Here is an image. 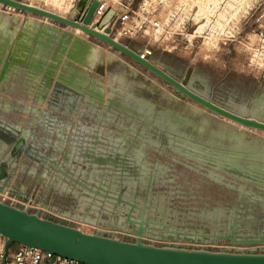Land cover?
I'll return each instance as SVG.
<instances>
[{"label":"water","instance_id":"water-1","mask_svg":"<svg viewBox=\"0 0 264 264\" xmlns=\"http://www.w3.org/2000/svg\"><path fill=\"white\" fill-rule=\"evenodd\" d=\"M0 6L39 16L42 20L41 32L51 30L46 46L42 49L36 47L31 53L32 56L38 57L36 62L29 60L27 63V59L25 60V55L30 50L29 44L22 46L20 43L23 32L11 29L15 34V41L12 42L9 35L0 37V92H6V83L13 80L12 77L22 76L29 79L36 84L37 93L34 95L35 104L38 105L27 108V112L42 114V118L44 115L50 116L55 114L54 112L62 111L64 96L75 101V106L70 108L72 115H75L73 112L76 104L82 103L74 136L77 135L78 127L83 124L82 119L94 122L97 129L101 125L119 127L109 119L110 116H116L112 108L115 104L114 97L111 96L112 86L109 82L106 83L105 98L101 90L95 92L88 84L74 89L65 86L64 76L68 73V68L73 70L70 67L72 64L65 63L68 68L65 69L63 65L60 75H56L55 71L59 69L62 61L53 58V52L64 32H60L58 28H49L50 23L47 21L81 31L105 43L144 71L152 73L172 88L175 103L187 97L210 112L242 127L264 132L262 100L254 99L247 106L244 103H222L212 99L207 95L205 88H200L189 76H174L165 67L155 64L149 56H143L140 50L114 40L109 36V29L104 28L113 19V9H107L97 23L91 21L97 6L96 0H77L73 11L67 16L58 15L22 0H0ZM65 36L69 40L72 33L66 31ZM65 50L66 44L61 46V51ZM70 54L71 51L66 57L71 58ZM112 60L115 62L117 59ZM8 84L13 86L12 82ZM104 99L106 104H103ZM15 112L24 113L25 110L11 109L0 103V193L101 229L126 233L129 239L118 240L100 233H83L69 224L49 217L41 218L36 211L0 201V235L6 238L5 255L8 254L10 245L16 243L49 251L84 264H264L263 169L247 164L246 160V163L240 165L223 160L225 156L217 157L215 151H209V155H205L202 150L200 152L191 149L186 152L182 147L172 144V139L171 144H161V148L169 149L183 158L186 162L178 159L177 162L200 173L206 184L211 183L229 190L234 196L231 205L223 208L217 206L211 210L197 208L196 211L176 210L162 205L151 207L146 202L150 193L149 184L143 183L147 191L142 202L136 197L142 183H136L137 179H134L133 183L124 182L123 179L127 178L124 177L123 170L114 175L116 177L111 176L107 180V188L102 192L81 184L93 194H86L84 197L73 195L67 200L60 180L68 176L72 162L82 164L72 149L74 144L71 146L67 142V128L73 121L72 118H69L58 143L44 145L34 143L40 135L39 130L43 128L44 132L46 129L43 119L40 118L36 122L27 121L21 126L16 122L18 117ZM32 125H35V128L31 134ZM69 146L71 148H68ZM60 160L62 161L58 165ZM64 161H67V166L60 169ZM25 163L34 165L33 178L40 177L42 181L38 188H35L37 182L34 183V180L26 183L22 178ZM115 173L117 172L114 170L112 174ZM50 193L52 196L47 198ZM125 194H132L133 198H124ZM60 200L63 203H59ZM150 241H162L166 244L157 246ZM217 243L236 249L211 251L188 246Z\"/></svg>","mask_w":264,"mask_h":264},{"label":"crops","instance_id":"crops-1","mask_svg":"<svg viewBox=\"0 0 264 264\" xmlns=\"http://www.w3.org/2000/svg\"><path fill=\"white\" fill-rule=\"evenodd\" d=\"M114 10L118 12L117 9ZM40 21L38 17L29 13H22L5 7L0 11V37L5 38L9 35L12 42L15 41L13 30L23 32L20 43L22 46L29 44L30 50L25 55L27 63L29 60L34 62L38 60V57L31 55L33 49L36 47L42 49L48 43L47 37L51 30L46 29L41 32L42 24ZM47 22L50 23L49 28L51 29L58 28L62 33L67 31L80 34L67 26ZM83 37L95 45H100L105 52H113L116 55L108 56L106 60L99 61L92 69L86 71V75H89L90 80L101 76L104 84L101 93H103L104 98L106 97V83L109 82L112 86L111 96L115 100L112 108L116 116H110L109 119L119 127L101 125L97 129L94 122L82 119L81 123L83 124L78 127L77 135L74 136L82 103L78 102L76 104L77 106L73 112L75 115H72L70 114L72 112L70 108L75 106V101L67 96H64L61 103L63 110L54 112L55 114L44 115L42 118V114L27 112V108L37 107L38 105L35 104L36 95H34L37 93V87L35 83L22 76L12 77L13 80L6 83V92H0V103L2 105L19 111L24 108V113L15 112L16 117H18L16 122L21 126L27 121L36 122L40 118L43 119V126H46L45 133L43 128H41V131L39 130L40 135L35 139V144L58 143V138L67 126L69 118H72L73 121L67 128V133L69 132L67 142L71 146L74 144L72 149L75 150L82 164L72 162V168L70 167L68 176L60 180L61 188L67 195L65 199H71L73 195L84 197L86 194H93L82 187L81 184H86V187L102 192L104 188H107L109 182L107 180L123 170L124 177L127 178L123 179L124 182L133 183L132 181L137 179L136 183L139 185L142 183L143 187L140 186L139 194L136 195L142 202L146 197L145 191H147V189H144L143 183L149 184L150 193L149 197L146 198V202L151 207L162 205L177 210L180 208L178 207L179 204H194L198 205L197 208L203 209L209 204H214L208 209L211 210L213 207L223 208L227 206L228 203L225 200H218L219 198L210 203V198L201 195V192L206 186H213L220 192L225 190L234 197L229 190L211 183L206 184L204 182L205 178L200 173L194 172L177 162V159L186 162L183 158L175 155L169 149L161 148V144L167 142L171 144L172 139H174L172 144L182 147L186 152L191 149L200 152L202 150L205 155H209V151H215L217 157H227H223V160L237 163V165L246 163L244 161L246 160L247 164L264 170V136L250 137L247 133H242L240 128L231 130L216 124L205 123L197 110L192 112L189 109L187 100L180 101L186 107H182L180 102L175 104L173 92L168 90L171 93L167 94L163 84L158 85V81L155 82L139 66L134 65L119 53L116 54L105 43L87 35ZM121 41L129 46L124 40ZM112 58L117 60L114 62ZM27 63L25 67H27ZM80 77L78 73L77 75L66 74L64 76L65 86L74 89L78 85ZM11 82L13 86L8 84ZM157 88H160L163 92L160 96L156 92ZM105 101L106 99H104L103 104H106ZM39 107L43 108L44 106ZM34 128L35 125H32L31 134ZM29 138H31V135H29ZM71 146L68 148H71ZM66 149L67 146L64 150ZM24 165L26 166L23 169L22 178L26 183L34 180V183L37 182L35 188H38L42 181L40 177H37L39 180L33 178L34 165L30 163ZM66 166L67 161H64L60 169H64ZM114 170L117 173L112 174ZM51 196L52 193L47 198ZM124 198L132 199L133 195L125 194ZM59 203L63 202L60 200ZM35 208L36 211L41 209ZM47 217L60 222L61 219L66 218L75 223L90 225L52 211Z\"/></svg>","mask_w":264,"mask_h":264},{"label":"rangeland","instance_id":"rangeland-1","mask_svg":"<svg viewBox=\"0 0 264 264\" xmlns=\"http://www.w3.org/2000/svg\"><path fill=\"white\" fill-rule=\"evenodd\" d=\"M25 1L59 15H69L77 0ZM108 1L110 8L117 9L118 12L126 10L120 4L126 3L127 0ZM131 1L127 6L129 20L119 21L113 28L110 25L105 27L109 29V33L127 42L131 48L144 52L155 64L165 67L174 76H189L200 88L204 87L212 99L222 103L234 101L247 106L254 99L264 102V81L261 80L264 64V0H228L227 6L225 5L219 13L222 16L211 19L210 22L205 16H192L196 7L185 0ZM4 7L0 6V11ZM5 8L14 10L8 6ZM92 18V23L99 20L94 15ZM211 25L218 27L215 31H210ZM102 50L104 53L109 52H105L103 48ZM109 54L115 55L113 52ZM151 77L155 82L158 81V85L163 84L165 92L171 93L168 92L172 89L168 84ZM156 92L158 96L163 93L160 88H157ZM184 99L189 102L192 112L198 108L206 113V117L214 116L198 103L187 97ZM184 106L182 104V107ZM217 118L227 122L232 128L237 127L251 135L264 136V132L259 130H249L221 116ZM201 195L209 197L210 203L216 198L225 200L226 203L233 199L225 190L220 192L213 186H206ZM213 205L209 204L203 209H210ZM197 206L179 204L180 208L177 207V210L196 211ZM79 225L83 229L88 228L85 224Z\"/></svg>","mask_w":264,"mask_h":264},{"label":"bare ground","instance_id":"bare-ground-1","mask_svg":"<svg viewBox=\"0 0 264 264\" xmlns=\"http://www.w3.org/2000/svg\"><path fill=\"white\" fill-rule=\"evenodd\" d=\"M185 1L186 2H190L191 5L193 4L196 7V10L192 13V16H194L195 18H199L201 16H205L206 19L209 20V22L211 21V19H214V18H217L219 16H222V15H219V13H220L221 9H223L224 6L225 5L227 6V4H228V0H185ZM28 4H30V3H28ZM184 4H186V3H184ZM187 8H188V6H187ZM46 10H48V9H46ZM48 11H50V10H48ZM53 13H55V12H53ZM33 16H35V15H33ZM36 17H38L41 20V18L39 16H36ZM92 20H93V18H92ZM202 26L203 25L201 24L200 27H202ZM217 27L218 26L211 25L210 31H215V29ZM75 31H78V30H75ZM79 33L80 34H75L74 33L75 35L72 33V36H71V38L69 40H67L68 38H66V36H65V31L61 35V39L59 40V45L57 46V48L53 52V58L56 61L61 60L62 63L60 64L59 69L55 71V73H56V75H58V74L60 75V71L63 68V65L65 66V69H66V68H68V66L66 67L65 63H69V64L71 63L72 65L70 67L73 70H69V68H68L67 69L68 73H65V76H66V74H69V73L76 74V75L78 73V75L81 76L80 77V81H78V85L75 86V88H80L82 85H84V87H85L88 84V87L90 89H92L93 91H95V92L97 90H99V91L101 90L102 91V89L104 88L103 87L104 84H103L101 76L100 77H94V78H92L90 80L89 75H86L87 74L86 71L92 69L96 65V63H98L99 61L106 60L108 58V56L111 57L113 55L109 54V52L108 53L107 52L104 53L100 46L95 45L92 42L86 40L83 37V36H85L84 33H82L81 31ZM205 43H206V41H205ZM65 44H66L67 50L62 52L61 51V46H64ZM70 51H71V54H70L71 58H67L66 56H67L68 52H70ZM149 74L151 76L155 77V78H158L155 75H153L152 73H149ZM62 75H64V74H62ZM167 94H169V93H167ZM195 109L200 113V115L202 116V119H203V121L205 123L216 124V125H218L220 127L229 128L231 130L232 129H238L236 127H233V128L230 127L227 122L222 121L219 118H217V116H219V115H216V114L211 112L212 114H214V116L213 117H211V116L210 117H206L207 115H205L206 114L205 112L203 113L198 108H195ZM231 122H234V121H231ZM234 123H236V122H234ZM251 129H253V128H251ZM251 129H249V130H251ZM240 131L242 133H247L250 137H261L260 135H257V134H252L251 135L244 129H241Z\"/></svg>","mask_w":264,"mask_h":264},{"label":"built area","instance_id":"built-area-1","mask_svg":"<svg viewBox=\"0 0 264 264\" xmlns=\"http://www.w3.org/2000/svg\"><path fill=\"white\" fill-rule=\"evenodd\" d=\"M97 1V6L94 10L93 15L97 16L99 18V20L101 19L100 17L105 13V11L107 9L110 8L109 5V1L108 0H96ZM131 0H127L126 3H122L120 4L121 6L125 7L126 10L122 11V12H117L114 9V16L112 17L113 19L109 22L107 26H111V28H113L117 22H124V21H128L129 20V11L127 10V6H129L131 4ZM112 9V8H111ZM97 23V22H96ZM105 28V27H104ZM109 36L112 37L114 40L116 41H121L120 38H118V36H116L113 33H109ZM122 42V41H121ZM142 55L144 56L145 53L142 52ZM262 72H261V80L264 81V64L262 65ZM0 201L6 204H11V205H16L22 208H26L27 210L29 209L30 211H36L35 206L29 204V203H23L13 197L7 196L6 194H2L0 193ZM39 216L41 218H47V215H49L50 211H48L47 209H37L36 211ZM52 215V214H51ZM54 215V214H53ZM56 217V216H55ZM58 218V217H56ZM59 219V218H58ZM61 222L64 224H69L71 226L76 227L78 230H80L83 233H90V234H94V233H100V234H104L107 236H111L113 238H116L118 240H127L129 239V236L126 233H121V232H117L114 230H110V229H101L98 228L94 225H87L88 228H82L79 223H75L72 222L68 219H61ZM152 243H154L157 246L160 245H165V242H158V241H150ZM5 243H6V238L2 235H0V264H84V263H80L77 262L75 260L72 259H68V258H62L60 256L54 255L49 251H43L40 250L38 248L35 247H31V246H24L21 244H16L13 243L10 245V249L8 251V254L5 255ZM190 248H206L209 249L211 251H217V250H230V251H234L236 248L235 247H231V246H227L221 243H217V245H213V244H189L188 245ZM259 249V248H256ZM87 264V263H85Z\"/></svg>","mask_w":264,"mask_h":264},{"label":"flooded vegetation","instance_id":"flooded-vegetation-1","mask_svg":"<svg viewBox=\"0 0 264 264\" xmlns=\"http://www.w3.org/2000/svg\"><path fill=\"white\" fill-rule=\"evenodd\" d=\"M233 202H234V201H233V200H231V202H229V203H228V205H231Z\"/></svg>","mask_w":264,"mask_h":264}]
</instances>
